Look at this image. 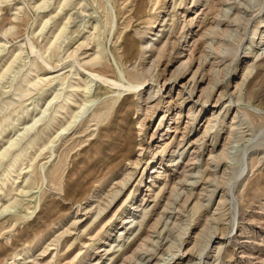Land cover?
Returning <instances> with one entry per match:
<instances>
[{
    "label": "rangeland",
    "instance_id": "1",
    "mask_svg": "<svg viewBox=\"0 0 264 264\" xmlns=\"http://www.w3.org/2000/svg\"><path fill=\"white\" fill-rule=\"evenodd\" d=\"M41 1L5 0V3L4 1L0 3V44L5 45L3 52L0 53V61L1 59H4V61L9 60L16 48L23 47V55L21 54V60L18 61L20 63L16 62L15 65H17H14L16 70L14 67L11 71L12 73L13 70L16 72L13 74L9 72V76L6 75V79H3L4 82L9 80L5 84L1 81L0 126L12 122V118L14 119L17 114L21 116L25 107L31 105L27 106L30 109V114H27L28 118H26V113H23L25 120L15 121L17 124L13 125L14 130H12V127L9 128L8 134L3 132V137H0V152L9 144L10 139L15 138L29 122L28 125H32L34 120L39 118L42 109L46 107L47 102L54 95L50 91L61 87L59 86L61 80L55 79L50 85L43 86L51 89L47 93L44 92L41 95L40 92L43 88L32 87L33 91L25 95V98L24 96L15 97L9 90L11 85L20 80L22 74L26 72L29 61L35 60L41 68L38 74L47 75L46 77H54L64 72L69 74L76 68L81 72V75H84V73L90 74L89 72L92 71L96 76L95 80H100L98 83L103 87L101 91L104 92V96L101 95L100 99L99 96L98 99L91 98L97 100L90 103L80 117L81 119L79 118V122L68 130L62 131L63 133H60L56 141L50 145V142L46 139L50 132L54 135L51 134L49 139H53L61 132L60 130L57 131L60 123L56 124L59 126L56 127L55 125L52 128L53 130L49 131V135L46 134L41 139L45 143L42 144L39 141L42 144L41 147L40 144H37L34 149H29L27 160L25 159L22 167L21 165L18 166L23 170H19L22 172V176L19 175L10 195L5 196L3 194L0 196L1 207H3V204H10L16 197L19 198V205L16 204L10 211L8 210L9 212H4L3 216L0 215V264H68L71 260L75 264H94L101 254L103 258L99 260L98 264H104L109 257L104 255L105 252L99 249V246L105 248L106 245L103 242L107 238H116L118 233L120 234V228L123 226L121 217L127 215L125 212L129 210L132 202L143 203L139 207L140 210L137 215L141 216L143 206H147L152 212L146 217V223L144 222L131 237L135 238L136 234L142 231L141 236L137 238L134 245L127 248L126 242L122 249L115 254L117 259L111 260L108 264H111V262L113 264H142V259L139 258L141 253L142 256L140 257H145L148 253H153L155 248L162 252L163 249L166 250H164L166 252L164 257L170 259L169 264H187L190 254L193 257L191 258L192 264H204V262L205 264H264V0H243V2H241L242 0H74V2L70 0L69 4L74 3V6L77 5V7L72 5L74 8L72 6L71 8L70 5H67L64 8L65 10L58 14L60 17L55 14L56 11H59L56 8L59 6L60 0H52L51 5L45 10L36 8L38 7L36 4ZM79 8L84 9L86 12L79 10ZM39 12H41V15ZM48 12L53 13V16H58V19L55 17L56 20L55 18L53 21L51 20L49 25L47 24L46 28L43 29V32L41 28L43 21L46 17H49ZM68 13L74 14L73 18H75L72 19L73 22L70 24L72 26L69 30L83 24L85 20H88L90 24L86 23V29L82 30L81 35L79 34L80 36L76 37L77 40H73L67 47L70 49L66 54V49L63 50L65 52H61L62 49H55V55L45 60L47 51L44 48H47L45 42H48L46 39L48 40L47 37L51 38L53 36L54 25L57 28V24L60 25L62 21L65 22ZM237 13H242V15L240 14L241 17L236 21ZM16 15L18 17H15ZM190 18H193L192 22H189ZM97 21L99 22V28L94 30ZM233 28L235 31H232ZM211 29H214L216 34L211 33ZM6 30L8 31L5 32ZM226 31H230V33L227 34ZM38 34L40 35L38 36ZM75 34L77 35V33ZM151 38L155 39L156 42L153 49L150 47L153 43L152 40L150 41ZM83 39L85 41L90 40H88L90 42L88 48L96 49L95 44L98 40L102 43L103 58L93 68L87 61L90 57L86 58V56L94 50L89 49L90 52L86 56L82 54V51L87 49V45L82 46L83 48L78 51L77 58L75 56L69 57L63 62L58 61L59 51L61 57H66L77 45L79 46V43L83 42ZM219 39L224 43L226 41V43H218ZM148 42L150 45L146 46ZM209 42L213 43L212 53L207 48ZM204 44H206V47ZM125 48H127L126 52H124ZM190 49L193 51L192 55H190ZM218 49L227 50L223 51V54ZM9 50H12V54ZM207 51L208 53H206ZM44 52L46 53L44 54ZM204 52L206 55H204ZM7 54L10 55L9 58L6 56ZM78 59L82 62L80 63ZM184 60L188 63L186 70L181 74L178 72L177 75L172 77ZM201 60H203V65L199 63ZM4 61L0 62L2 67L5 65L3 64ZM46 61L55 67H49ZM72 63L75 66L74 69L68 66ZM152 63L154 65L152 74H157L158 70L157 82H152L151 78L145 75L146 70ZM226 64L227 66H225ZM1 65L0 68L2 69ZM249 65H253L254 69L251 74L249 73L241 94L238 91L237 83H240L244 74L248 71ZM214 66L215 68H212ZM197 68L196 89L191 100L197 99L201 95L202 88L209 81L218 80L219 85L211 98L204 103V108H199L197 119L193 122L194 120L188 117V110L192 101L190 99L186 100L180 107L181 101L178 94L181 92L182 86L188 84L185 86L184 91L186 95H189L187 89L193 85L190 79H192L191 77ZM96 74H98V78ZM136 74L146 76L145 84L140 91L144 100L142 97V99L140 98V88L134 87L127 90L120 83L114 84L117 81H122V83L128 85L129 81H135L134 76ZM15 76L16 78H14ZM147 77L150 79H147ZM95 83L93 81L94 86ZM152 84L155 88L152 89L153 92H156L159 86L161 92L150 99L151 104L149 106L152 104V106H156L148 111L145 109L148 105L145 102H147L146 97ZM67 90L69 88L64 89L62 94ZM38 92L41 95L40 97ZM109 92L112 93L109 94ZM222 92H225V94L220 98ZM125 96L128 97L126 101L123 100ZM37 98L42 100L38 101L40 103L38 107L40 108L33 110L32 104ZM57 102L54 100V104L48 106L50 111ZM174 103H177V106ZM23 104H25V107ZM167 109H170L168 113H166ZM176 111H179V116H181L177 120L178 113ZM101 114L104 118L102 117L98 122L96 116ZM139 115H142V118L144 116L145 119L147 116L142 130L140 129ZM217 116H219L217 127L206 132V129L214 124V119ZM68 117L69 114L66 118ZM66 118H63L64 122L67 120ZM233 118L235 119L232 120ZM237 120H242L239 127L238 125H231ZM209 121L212 123H209ZM42 125L43 122H39L32 131L35 133L38 129H42L44 126ZM176 125H178L179 131H167V128L172 126L174 129ZM83 126L84 128H82ZM130 127H133L135 132L138 133L135 134L136 142L139 141L136 148L139 147V143H144L145 149H143L142 155L147 154L138 166L131 163L134 162V158H131V161L124 159L123 144L125 141L121 138V135L129 134ZM32 131L29 132V134L31 133L30 136L28 134L29 137L34 134ZM215 132L218 133L219 137L217 136V139L213 140ZM13 135L14 137H12ZM200 136H206L202 150L200 148H198L199 150L189 148L191 145L188 146V144ZM29 137H26L25 141H28ZM180 140L182 141L180 147L185 148L187 146L188 148L184 153L185 158L180 160L182 165H178V168H176L172 165L169 166L167 161L170 159L171 151L178 146ZM25 141L22 140L21 144L11 148L9 156L0 164V174L6 169L11 156L15 154L20 146L25 144ZM166 143H168L166 155L164 157L159 156L158 163L147 166L146 162L153 156L157 146L166 145ZM45 144L48 146L45 147ZM52 148L58 149L55 151L56 153H53L54 156H51ZM228 152H232L229 155L230 158L225 155ZM199 154L201 156L197 161L196 157ZM177 155L178 153H175V157ZM214 156L221 157L219 165L216 164V161H213ZM42 164L44 165L42 167L44 171L41 168ZM154 164L157 168L162 167V179L155 178L153 182L154 176L159 175L152 171ZM183 165L184 167H182ZM130 168H133V171ZM198 170L203 172L202 179L196 173ZM128 172H132L134 175L120 193L119 196L122 199L119 201L117 209L113 210V213L111 212L112 215L115 212L116 214L113 215V218L111 214L109 215L112 221L108 220V226L109 228L113 227L115 230L113 229L114 231L112 230L110 235L105 232L101 235H104L103 239L95 242L88 239L91 234H89L90 236L88 234L82 236L81 241L76 239V236L80 235L88 225L86 223L94 219L93 216L98 211L97 209L110 201L113 191L117 186L122 185L121 183L127 177ZM14 173L17 176L18 173ZM195 176H197L198 182L193 183V177ZM186 177H189V181ZM216 183L219 184L215 189ZM24 185L26 190L24 189L21 192ZM148 187H150V190L147 189ZM206 188L208 190L215 189L212 201L207 207H202L198 211L192 210V205L197 200L205 201L208 199L210 192H205ZM191 190L193 194L189 201L185 203ZM128 194L131 197L127 198L126 195ZM157 194L158 197L156 198ZM1 199H3V202ZM125 199H127L126 202H124ZM156 199L157 204H154ZM131 200L132 202L129 203ZM124 210L126 211L124 212ZM76 220H79V222L76 226H73L72 224ZM216 227L218 230L213 233L205 252L202 255L198 252L197 255V251L200 249V245L198 246L199 240H204L208 233L210 234ZM66 230H70V232H66ZM203 231H206V233L203 234ZM94 232L96 231L94 230ZM181 236L185 239L182 245ZM58 238L61 241L59 243ZM82 241L86 242H83L86 247H82L81 250L80 246L83 243L80 242ZM143 243H146L143 250H148L147 252L139 250L140 244ZM160 244L163 245L160 246ZM193 247H195L194 251L192 250ZM125 248L128 253L123 255L122 251ZM44 249H47V252H44ZM219 249L220 252H218ZM115 250H118V248ZM174 252L177 253L172 259V256L169 255ZM17 253H19L18 256ZM87 253L92 255L88 257L86 256ZM182 253H184L183 256L180 255ZM179 255L180 257H178ZM161 264H168V261L161 262Z\"/></svg>",
    "mask_w": 264,
    "mask_h": 264
},
{
    "label": "bare ground",
    "instance_id": "2",
    "mask_svg": "<svg viewBox=\"0 0 264 264\" xmlns=\"http://www.w3.org/2000/svg\"><path fill=\"white\" fill-rule=\"evenodd\" d=\"M4 1V3H5V0H0V3L1 2H3ZM10 1V0H9ZM41 1V0H40ZM55 1V0H54ZM70 0H60V3H59V6L56 8L57 10H59L57 13L55 12V14L56 15H58L61 11H63V10H65L64 8H66V6L67 5H70L69 2ZM173 1H176V0H173ZM182 1V0H181ZM240 1V0H239ZM51 2H53L52 0H42L40 3H37L36 5L38 6V7H36V8H38V9H44L45 10V8H48L50 5H51ZM59 2V1H58ZM72 2H74V0L72 1ZM241 2H243V0L241 1ZM240 2V3H241ZM246 2V1H245ZM256 2V1H255ZM181 3V2H180ZM237 3V2H236ZM72 4V3H71ZM79 4H80V2H79ZM85 4V3H84ZM178 4V3H177ZM248 4V3H247ZM73 6H74V3L72 4ZM72 5H70V7L72 6ZM242 5H243V3H242ZM72 6V7H73ZM236 6V5H235ZM35 7V6H34ZM69 7V6H68ZM67 7V8H68ZM71 7V8H72ZM74 7H77V5H75ZM73 7V8H74ZM82 7V6H81ZM174 7H175V2H174ZM230 7V6H229ZM241 7V6H240ZM19 8V7H18ZM83 8V7H82ZM221 8H223V7H221ZM37 9V10H38ZM75 9H77V8H75ZM36 10V11H37ZM79 10H82V9H80L79 8ZM84 10V9H83ZM82 10V11H83ZM226 10H228V9H226ZM237 10V9H236ZM244 10V9H243ZM242 10V11H243ZM50 11V10H49ZM77 11V10H76ZM85 11V10H84ZM225 11V10H224ZM241 11V12H242ZM53 12V11H52ZM86 12V11H85ZM88 12V11H87ZM239 12V11H238ZM37 13H38V11H37ZM40 13V15H41V12H39ZM49 13V12H48ZM47 13V14H48ZM67 13V12H66ZM76 13V12H75ZM244 13H245V11H244ZM65 14V13H64ZM69 15L67 16V18L65 19V22H63L62 21V24H60V25H58L57 24V28H56V25H54L55 26V29L52 31V33H53V36L50 38V37H47V38H49L48 40L46 39V41H48L47 43L45 42V44H47V48H44V49H46V51H47V53L46 52H44V54H45V60L48 58V57H51V56H53V55H55V49H62L61 50V52L63 51V50H65L66 49V52L65 51H63V52H65V54L69 51V49L70 48H67L71 43H72V41L73 40H75L76 39V37H78V35L80 34L81 35V31L82 30H84V29H86V23H89V21L87 20H85L84 22H83V24H80V25H78L77 27H75V28H73V29H71V30H69V28H70V26H72V25H70V24H72V22H73V20L75 19V18H73V16H74V14L72 15V13H68ZM228 14V13H227ZM227 14H225V15H227ZM242 15V13H237L236 15H237V17L235 18V20L237 21V19L239 18V17H241V15ZM38 15V14H37ZM56 15H54L53 16V13H49V17H46V19L43 21V25H42V28H41V25H40V28L42 29V31H43V29L44 28H46V26H47V24L49 25V22L52 20L53 21V19L56 17ZM62 15H63V13H62ZM94 15V14H93ZM229 15V14H228ZM45 16V15H44ZM59 17H60V15H58ZM57 16V17H58ZM15 17H18L17 15L15 16ZM56 17V18H57ZM77 17V16H76ZM233 17V16H232ZM232 17H230V18H232ZM41 18V17H40ZM56 18H55V20H56ZM109 18V17H108ZM42 19V18H41ZM58 19V18H57ZM61 19V18H60ZM64 19V18H63ZM73 19V20H72ZM88 19V18H87ZM115 19V18H114ZM241 19V18H240ZM109 20V19H108ZM170 20V19H169ZM218 20V19H217ZM41 21V20H40ZM96 21V20H95ZM175 21V20H174ZM193 21V18H190L189 19V22H192ZM232 21H234V19L232 18ZM42 22V21H41ZM59 22V21H58ZM112 22V21H111ZM216 22V21H215ZM217 22H219V21H217ZM221 22V21H220ZM53 23V22H52ZM96 23V22H95ZM156 23V22H155ZM78 24V23H77ZM90 24V23H89ZM191 24V23H190ZM212 24H214V23H212ZM212 24H210V25H212ZM216 24V23H215ZM229 24V23H228ZM230 24H232V23H230ZM88 25V24H87ZM159 25H161V24H159ZM158 25V26H159ZM165 25V24H164ZM232 25H234V24H232ZM11 26H12V24H11ZM216 26V25H215ZM229 26V25H228ZM53 27V26H52ZM231 27V26H230ZM8 28V27H7ZM99 28V22L97 21V23L95 24V29L94 30H97ZM92 29V30H93ZM223 29V28H222ZM228 29H229V27H228ZM227 29V30H228ZM232 29V28H231ZM234 29V28H233ZM8 30H10V29H8ZM8 30H6L5 32H7ZM93 30V31H94ZM219 30H221V29H219ZM226 30V29H225ZM38 31H39V29H38ZM41 31V30H40ZM50 31V30H49ZM67 31H69V32H67ZM223 31H224V29H223ZM232 31H235V29L234 30H232ZM44 32V31H43ZM160 32V31H159ZM211 33H213V34H216V32H215V30L214 29H211V31H210ZM227 32V34L228 33H230V31H226ZM40 33V32H39ZM47 33V32H46ZM49 33H51V32H49ZM69 33V34H68ZM75 33H77V35L75 34ZM94 33V32H93ZM235 33V32H234ZM76 36H75V35ZM104 34V33H103ZM102 34V35H103ZM185 34H187V33H185ZM184 34V35H185ZM206 34V33H205ZM223 34V33H222ZM222 34H221V36H222ZM226 34V35H227ZM40 34H38V36H39ZM42 35V34H41ZM50 35V34H49ZM79 35V36H80ZM91 35V34H90ZM95 35H97V34H95ZM225 35V36H226ZM257 35V34H256ZM157 36V35H156ZM206 36V35H205ZM224 36V37H225ZM230 36V35H229ZM232 36V35H231ZM230 36V37H231ZM234 36V35H233ZM102 37V36H101ZM152 37V36H151ZM45 38V37H44ZM96 38V37H95ZM221 38V37H220ZM62 39V41H60ZM80 39V38H79ZM85 39V38H84ZM83 39V42L80 44L79 43V46L77 45L76 47H75V49H73L72 47V51L70 52V53H68V55L66 56V57H61L60 55H61V52L59 51V54H58V56L60 57H58L57 59H59L58 61H60V62H63L65 59H67V58H69V57H75L76 56V58H77V56L79 55L78 54V51L81 49V48H83L82 46H85V45H87V49L85 50V51H82V54H85V56L88 54V52H90L89 51V49H93V48H88V46L90 45V40L89 39H87V41H85ZM97 39H98V37H97ZM97 39H96V41H97ZM253 39V38H252ZM77 40V39H76ZM89 40V41H88ZM152 40V44H151V49H153L154 47H155V45H156V42H155V39H150V41ZM208 40V39H207ZM224 40H226V39H224ZM92 41V40H91ZM144 41V40H143ZM210 41V40H209ZM219 42L218 43H220L221 44V42L222 43H224V41H222V40H218ZM3 42V41H2ZM76 42V41H75ZM171 42V41H170ZM192 42V41H191ZM207 42V41H206ZM205 42V43H206ZM255 42V41H254ZM147 43V42H146ZM208 43V42H207ZM217 43V44H218ZM225 43H226V41H225ZM224 43V44H225ZM5 44V43H4ZM133 44V43H132ZM158 44V43H157ZM216 44V43H215ZM150 45V43L148 42V44L146 45V46H149ZM194 45V44H193ZM206 44H204V46H205ZM219 45V44H218ZM4 46L5 45H3V44H0V53H2L3 52V49H4ZM94 46V45H93ZM92 46V47H93ZM95 46H96V49H93L94 51L91 53V54H88V56H86V58H88V57H90V59H88L87 61L90 63V66L93 68L94 66H95V64L100 60V59H102L103 58V55H104V51H103V48H102V43L100 42V40H98L97 41V43L95 44ZM94 46V47H95ZM45 47V46H44ZM91 47V46H90ZM157 47V46H156ZM170 47V46H169ZM206 47V46H205ZM218 47V46H217ZM220 47V46H219ZM218 47V48H219ZM225 47V46H224ZM40 48V47H39ZM207 48H208V51L210 52V53H212V51L211 50H213V43L212 42H209V44L207 45ZM215 48V47H214ZM220 48H222V47H220ZM253 49V48H252ZM83 50V49H82ZM191 50V49H190ZM219 50H221V49H218V51ZM227 49H223V50H221V52L223 53V51L225 52ZM127 51V48H125L124 49V52H126ZM160 51V50H159ZM208 51L206 52V53H208ZM9 52L11 53L12 52V50L10 51L9 50ZM150 52V51H149ZM155 52V51H154ZM153 52V53H154ZM168 52H169V48H168ZM217 52V51H216ZM251 52V51H250ZM9 53V54H10ZM14 54H12V57L8 60H5L4 61V59L2 60L1 59V61H4L5 63H3V64H5L4 65V67H2V65H1V67H2V69H1V71H0V85L2 86V82L1 81H3L4 82V78L6 77V75L7 76H9L8 75V73L9 72H11L12 71V69H14V67L17 65H15V63L16 62H18L19 61V59L21 60V54L23 55V47L22 46H19L18 48H16V50H15V52H13ZM81 53V52H80ZM192 53H193V51L191 50L190 51V55H192ZM205 53V52H204ZM206 53L204 54V55H206ZM9 54H7L6 56L8 57V56H10ZM224 54V53H223ZM263 54V53H262ZM81 55V54H80ZM156 55V54H155ZM202 55H203V53H202ZM210 55V54H209ZM237 55V54H236ZM5 56V57H6ZM63 56H64V54H63ZM128 56H130V55H128ZM216 56V55H215ZM220 56V55H219ZM4 57V58H5ZM38 57V56H37ZM40 57V56H39ZM152 57V56H151ZM154 57V56H153ZM157 57V56H156ZM201 57V56H200ZM206 57V56H205ZM2 58V57H1ZM9 58V57H8ZM23 58V57H22ZM35 58V57H34ZM51 59V58H50ZM53 59V58H52ZM56 59V58H55ZM80 59V58H79ZM78 59V60H79ZM153 59V58H152ZM156 59V58H155ZM208 59V58H207ZM218 59V58H217ZM30 60V59H29ZM43 60V59H42ZM83 60V59H82ZM86 60V59H85ZM130 60V59H129ZM151 60V59H150ZM193 60V59H192ZM215 60H216V58H215ZM0 61V62H1ZM57 61V60H56ZM57 61V62H58ZM80 61V63L82 62L81 60H79ZM205 61V60H204ZM234 61V60H233ZM30 63H29V66H28V68H27V70H26V72L25 73H23L22 74V76H21V79L20 80H18V81H16V83L15 84H10L11 85V89L9 90V92H11L13 95H15V97L16 96H18L19 98L20 97H22V96H24V98H25V95H28L31 91H33L32 89V87H35V88H37L38 89V87H41V88H43L42 89V92H40L41 93V95L44 93V92H49L51 89L50 88H44L43 86H46V85H50V83L52 82V81H54L55 79H59V80H61L60 81V85L59 86H61L60 88L58 87V85H57V87L58 88H55V89H52V90H54V91H50V92H52V93H54V95H53V97H51V99H50V101L49 102H47V104H46V107H44L43 109H42V112H41V115L39 116V114H38V116H39V118H37V119H35L34 120V122H33V124L32 125H28L27 123V125L25 126V128L22 130V131H19V134H15L16 135V137L15 138H11L10 139V142H9V144L0 152V164H1V162L5 159V158H7L8 156H9V154H10V150H11V148H13V147H15L16 145H19V144H21V142H22V140H24L25 141V138L26 137H29L30 136V134H29V132H31L35 127H36V125L39 123V122H43V127H42V129H38L31 137H29V140L26 142L25 141V144L24 145H22V146H20L19 148H18V150L15 152V154L13 155V156H11V158L9 159V163H8V165H6L7 167H6V169H4V171L0 174V196L1 195H5V196H8V195H10V193H11V190H13V185H14V183L17 181V179H18V177H19V175H21L22 174V172H20L19 170H22V168H18V166L19 165H21V167H22V165L24 164L23 162L25 161V159L27 158V155H28V151H29V149H34L35 148V146H37V144H40L42 141H41V139H43V136H46V134L47 135H49L48 133H49V131L56 125V124H59L60 123V127L59 128H57V131L58 130H60L61 132H59L53 139H49V136L51 135V134H53L52 132H50V135L49 136H47L46 137V139H48V141L50 142L49 144L50 145H52L51 143H53V142H55L56 141V138L60 135V133H63L64 132V130H68L70 127H72V126H75L78 122H79V118L83 115V113L85 112V110H86V108L90 105V103L91 102H93L94 100L96 101L98 98V96H99V99L102 97V96H104L103 94H104V92H102L101 90H102V85L101 84H99L98 83V81H100V80H95L96 79V76L94 75V73H92V71H90L89 73L90 74H85L84 73V75H81V72L76 68V69H74V64L72 63V64H70V65H68V66H71V69L73 68L74 69V71H72V72H69V74H65L66 72H64L63 74H60V75H57V76H54V77H52V76H49V77H46L47 75H40V74H38L39 73V71H40V66L38 65V63L34 60H31V61H29ZM102 62V61H101ZM128 62V61H127ZM158 62V61H157ZM221 62H222V60H221ZM20 62H18V64H19ZM46 63H47V65L49 66V67H55L54 65H52V64H50L49 62H47L46 61ZM154 63V62H153ZM153 63L150 65V67L146 70V74L145 75H147V76H149L150 78H151V80H152V82H157V80H158V70H157V74L155 73H153L152 74V69H153ZM200 65H203V60H201L200 62ZM76 64V63H75ZM125 64V63H124ZM15 65V66H14ZM86 65V64H85ZM208 65H210V64H208ZM230 65V64H229ZM18 66H20V65H18ZM123 66V65H122ZM187 66H188V63L184 60L181 64H180V66L175 70V72L173 73V75H172V77H174L175 75H177L178 74V72H180V74L181 73H183L185 70H186V68H187ZM225 66H227V64L225 65ZM21 67V66H20ZM77 67V66H76ZM159 67V66H158ZM211 68V67H210ZM212 68H215V66L214 67H212ZM156 69V68H155ZM158 69V68H157ZM253 69H254V66L253 65H249L248 66V71L244 74V76H243V78L241 79V81H240V83H237V87H238V91L239 92H241V94H242V91H243V86L245 85V82L247 81V77L249 76V73L251 74V72L253 71ZM15 70H16V67H15ZM15 70H13V73L14 72H16ZM45 70V69H44ZM64 70V69H63ZM204 70V69H203ZM214 70V69H213ZM231 70V69H230ZM61 71V70H60ZM216 71V70H215ZM227 71V70H226ZM51 72V71H50ZM197 72H198V68H197V70L195 71V73L193 74V76L191 77L192 79H190V80H192V82H193V85L192 86H190L187 90L189 91V95H186L185 94V86L186 85H188V84H185L184 86H182V90H181V92H179V99H180V101H181V103H180V107H182V104H184V102L186 101V100H191V98L193 97V93H194V91H195V89H196V83H197V80H195V77L197 76ZM211 72V71H210ZM12 73V72H11ZM12 73V74H13ZM47 73V72H46ZM56 73V72H55ZM68 73V72H67ZM218 73V72H217ZM47 74H49V73H47ZM214 74V73H213ZM229 74V73H228ZM71 75V76H70ZM91 75V76H90ZM97 75V78H98V74H96ZM144 74L142 75V74H136L135 76H134V78H135V81L134 82H130L129 81V83H128V85H126V84H124V83H122V81H117V82H113L114 84H118V83H120V85H122L123 87L125 86V88H127V90H130V89H133L134 87H137V88H140L139 89V92L141 91V89H142V86L145 84V76ZM94 76V77H93ZM124 76V75H123ZM11 77V76H10ZM69 77V79L67 80V78ZM149 77H147V79L149 78ZM212 77V76H211ZM8 78V77H7ZM14 78H16V76L14 77ZM149 78V79H150ZM215 78V77H214ZM6 79V78H5ZM11 79V78H10ZM9 80V79H8ZM8 80H6V81H8ZM103 80V79H102ZM127 80V79H126ZM221 80V79H220ZM5 81V82H6ZM93 81H95L96 83H95V86H94V84H93ZM224 81V80H223ZM5 82H4V84H5ZM103 82V81H102ZM9 83V82H8ZM14 83V82H13ZM109 84H110V81H109ZM7 85V84H6ZM10 85H9V87H10ZM104 85V84H103ZM159 85V84H158ZM191 85V84H190ZM218 85H219V81L218 80H212V81H209L208 83H207V85L205 86V87H203L202 88V93H201V95L197 98V99H192L191 101V105H190V108H189V110H188V117L189 118H191V119H193L194 121L193 122H195V120L197 119V113H198V111H199V108L201 107H203L204 106V103L205 102H207L210 98H211V96H212V94H213V92H215V90H216V88L218 87ZM0 86V87H1ZM93 86H94V88H93ZM6 87V86H5ZM4 87V88H5ZM8 87V88H9ZM120 87V86H119ZM122 87V88H123ZM160 87V86H159ZM159 87H158V89L156 90V92L154 91L153 92V90L152 89H155V88H153V84L151 85V87H150V89L148 90V88H147V90L149 91V93L147 94V97H146V100H147V102H145V103H147L145 106H146V110H151V109H154L153 107H155V106H149V104H151V101H150V99L151 98H153V97H156L155 95H157L158 93H160L161 92V89H159ZM7 88V87H6ZM35 88H34V90H35ZM52 88V87H51ZM66 88H69V90H67L64 94H62V91L64 90V89H66ZM3 89V88H2ZM225 89V88H224ZM105 90V89H104ZM103 90V91H104ZM108 90V89H107ZM146 90V91H147ZM41 91V90H40ZM113 91H115V90H113ZM118 91V90H117ZM124 91V90H123ZM137 91V90H136ZM6 92V91H5ZM2 93V92H1ZM10 93V94H11ZM40 93L38 92V96L40 97L41 95H40ZM107 92L105 91V94H106ZM110 93H112V92H109V94ZM115 93V92H114ZM3 94H4V92H3ZM34 94V93H33ZM36 94V93H35ZM49 94V93H48ZM225 94V92H222V94H221V96H220V98L221 97H223V95ZM1 95V94H0ZM9 95V94H8ZM102 95V96H101ZM5 96V95H4ZM50 96V95H49ZM101 96V97H100ZM13 97V96H12ZM15 97H14V99H15ZM31 98H32V96H30ZM33 97H35V96H33ZM44 97V96H43ZM139 97V96H138ZM142 97V95H141V92H140V98ZM230 97V96H229ZM6 98V97H5ZM10 98V97H9ZM30 98V99H31ZM45 98V97H44ZM43 98V99H44ZM91 98H97V99H91ZM128 97L127 96H125L124 98H123V100H125L126 101V99H127ZM143 98V97H142ZM141 98V99H142ZM4 99V98H3ZM2 99V100H3ZM23 99V98H22ZM36 99V98H35ZM42 99V98H41ZM173 99V98H172ZM236 99V98H235ZM9 100V99H8ZM21 100V99H20ZM20 100H19V102H20ZM25 100V99H24ZM24 100H23V102H24ZM28 100V99H27ZM54 100H56V101H58L57 102V104H55V106L52 108V111H50V108H48V106L49 105H53L54 104ZM122 100V101H123ZM143 100H144V98H143ZM6 101V100H5ZM40 101H42V100H39L38 98H37V100L36 101H34L33 102V110H38L40 107H38V106H40V103L39 102ZM104 101V100H103ZM124 101V102H125ZM3 102V101H2ZM8 102V101H7ZM17 102H18V100H17ZM22 102V103H23ZM170 102V101H169ZM5 104H7L6 102H4ZM10 103V102H9ZM21 103V102H20ZM96 103V102H95ZM159 103V102H158ZM163 103V102H162ZM178 103V102H177ZM177 103L175 104V106H177ZM12 104H13V102H12ZM30 104V103H29ZM122 104V103H121ZM155 104V103H154ZM170 104V103H169ZM1 105V104H0ZM4 105V104H3ZM21 105V104H20ZM24 105V107H25V104H23ZM22 105V106H23ZM27 105V104H26ZM141 105V104H140ZM140 105H139V107H140ZM159 105V104H158ZM7 106V105H6ZM12 106V105H11ZM14 106V105H13ZM27 106H31V105H27ZM25 107V109L22 111V115L20 116L19 114H17V116L13 119L12 118V122L14 121H18V120H21V119H24L25 118V115L23 114V113H26V116H27V114H30L29 112H30V109L28 108V107ZM1 107V106H0ZM3 107V106H2ZM10 107V106H9ZM16 107V106H15ZM139 107H137V108H139ZM31 108V107H30ZM204 108V107H203ZM3 109V108H2ZM1 109V110H2ZM6 109V108H5ZM8 109V108H7ZM15 109V108H14ZM18 109V108H17ZM11 110H13V109H11ZM118 110V109H117ZM124 110V109H123ZM3 111H4V109H3ZM7 111V110H6ZM15 111V110H14ZM17 111V110H16ZM32 111V110H31ZM49 111H50V114H49ZM126 111V110H125ZM170 111V109H167L166 110V113H168ZM38 112V111H37ZM40 112V111H39ZM177 113H178V117L176 118V120L178 119V118H180L181 116H179V111H176ZM5 113V112H4ZM10 113V112H9ZM17 113H18V111H17ZM35 113V112H34ZM146 113H148V112H146ZM165 113V112H164ZM1 114V113H0ZM8 114V113H7ZM7 114H5V116H7ZM11 114V113H10ZM67 114H69V117L68 118H66L67 117ZM145 114V113H144ZM48 115V116H47ZM219 115V114H218ZM13 116H14V114H13ZM47 116V117H46ZM115 116H116V114H115ZM119 116H120V114H119ZM126 116H127V114H126ZM222 116H223V114H222ZM238 116H239V114H238ZM1 117V116H0ZM2 117H3V113H2ZM29 116H27L26 118H28ZM97 118V120H98V122H100V120H101V118L103 117V115L101 114V115H98V116H96ZM6 118V117H5ZM63 118H66L67 120L64 122L63 121ZM104 118V117H103ZM118 118V117H117ZM164 118V117H163ZM34 119V118H33ZM81 119V118H80ZM138 119H140L139 121H140V125H141V130L144 128L143 126L145 125V121H146V119H147V116H146V119H145V117L143 116V118H142V115H139L138 116ZM235 118H233L232 120H234ZM237 119V118H236ZM6 120V119H5ZM5 120H3V121H5ZM25 120V119H24ZM24 120H23V122H24ZM114 121H115V119H113ZM0 121H1V118H0ZM22 121V120H21ZM138 121V122H139ZM8 122L6 125H4V126H0V137H3L2 136V134H4L5 132H7V134H8V132H9V128H11L12 127V130H14L13 129V125H16L17 124V122ZM178 122V121H177ZM176 122V123H177ZM188 122V121H187ZM218 122H219V116H217L215 119H214V124H212V125H210V127H208L207 129H206V132H209L210 130H212V129H214L215 127H217V124H218ZM242 122V120H237V121H234L231 125H238V127L242 124L241 123ZM19 123V122H18ZM137 123V122H136ZM209 123H212L211 121H209ZM21 124H23V123H21ZM19 125H20V123H19ZM122 125V124H121ZM161 125V124H160ZM187 125H188V123H187ZM41 126V125H40ZM39 126V127H40ZM59 125H56V127H58ZM186 126V125H185ZM189 126V125H188ZM191 126V125H190ZM194 127V126H193ZM82 128H84V126L82 127ZM118 128V127H117ZM121 128V127H120ZM125 128V127H124ZM123 128V129H124ZM220 128V127H219ZM243 128V127H242ZM16 129H18L17 127H16ZM56 129V128H55ZM102 129V128H101ZM126 129V128H125ZM157 129V128H156ZM179 129V127H178V125H176L175 126V128L173 129L172 128V126H170L169 128H167V131L168 132H171V130L173 131H177ZM185 129H187V128H185ZM191 129V128H190ZM8 130V131H7ZM11 130V131H12ZM53 130V129H52ZM81 130H83V129H81ZM100 130V129H99ZM117 130V129H116ZM120 130V129H119ZM238 130V129H237ZM63 131V132H62ZM113 131V130H112ZM121 131V130H120ZM127 131V130H126ZM179 131V130H178ZM187 131V130H186ZM4 132V133H3ZM16 132V131H15ZM17 132H18V130H17ZM54 132V131H53ZM75 132V131H74ZM80 132V131H79ZM128 132H129V134H122L121 135V138L122 139H124V141H125V143L123 144V150L125 151V155H124V159H126L127 161L129 160V161H131V158H134V162L132 161L131 163H133V164H135L134 166H138L140 163H141V161H142V159L143 158H145V155H147V154H145L144 156L142 155V153H143V149H145V147H144V143H139V147L138 148H136V146L138 145L137 143L139 142H136V140H135V134H138V133H136L135 132V129L133 128V127H130L129 128V130H128ZM188 132V131H187ZM218 132H219V130H218ZM237 132V131H236ZM72 133H73V131H72ZM189 133V132H188ZM28 134H29V136H28ZM220 134V133H219ZM234 134V133H233ZM54 135V134H53ZM52 135V136H53ZM70 135V134H69ZM186 135V134H185ZM189 135V134H188ZM68 136V135H67ZM183 136V135H182ZM199 136V135H198ZM217 136H218V133L217 132H215L214 134H213V140L216 138L217 139ZM12 137H14V135L12 136ZM205 137L206 136H200V137H196L197 139L196 140H194V141H191L189 144H188V146L189 145H191L189 148H197V150H199L198 148H200V150H202V147H203V144L205 143ZM219 137V136H218ZM233 137H234V135H233ZM236 137V136H235ZM182 138V137H181ZM187 138V137H186ZM231 138V137H230ZM77 139V138H76ZM81 139V138H80ZM113 139H115V138H113ZM183 139H185V138H183ZM182 139V140H183ZM45 140V139H44ZM78 140V139H77ZM76 140V141H77ZM193 140V139H192ZM1 141V140H0ZM7 141V140H6ZM39 141H41L40 143H39ZM68 141V140H67ZM66 141V142H67ZM81 141V140H80ZM143 141V140H142ZM176 141V140H175ZM186 141V140H185ZM62 142H63V140H62ZM74 142V141H73ZM178 142V141H177ZM181 140H180V143L178 144V146L177 147H175L172 151H171V154H170V159L167 161L168 163H169V166L170 165H172V166H174V167H176V168H178V165H182V164H180V160H181V158H185V155H184V153L186 152V149L188 148L187 146L185 147V148H182V147H180V145H181ZM184 142V141H183ZM1 143V142H0ZM45 142H42V144H44ZM114 143V142H113ZM42 144H40V147L42 146ZM72 144V143H71ZM110 145V144H109ZM153 145V144H152ZM45 147H47L48 145L47 144H45L44 145ZM43 146V147H44ZM62 146V145H61ZM44 147V148H45ZM57 147V146H56ZM119 147V146H118ZM167 147H168V143H166V145H159V146H157V148H156V150L154 151V153H153V156H151L149 159H148V161L146 162V165L148 166V165H150L151 166V164H153V163H158V161H159V156H162V157H164L165 155H166V150H167ZM226 147V146H225ZM37 148V147H36ZM109 148V147H108ZM1 149V148H0ZM38 149H39V147H38ZM41 149H43V148H41ZM53 149V148H52ZM52 149H50V150H52ZM152 149V148H151ZM47 150V149H46ZM58 150V149H57ZM57 150H55V149H53L52 150V154H51V156L53 155V153L55 152V151H57ZM148 150V149H147ZM204 150V149H203ZM35 151H37V150H35ZM67 151V150H66ZM107 151V150H106ZM42 152V151H41ZM65 152V151H64ZM116 152V151H115ZM139 152V153H138ZM180 152V153H179ZM30 153V152H29ZM38 153V152H37ZM56 153V152H55ZM67 153V152H66ZM138 153V154H137ZM152 153V152H151ZM175 153H178V155H177V157H175ZM202 153V152H201ZM35 154H36V152H35ZM109 154V153H108ZM168 154V153H167ZM232 154V152H228V153H226L225 155L227 156V157H229V155H231ZM34 155V154H33ZM39 155H40V153H39ZM60 155V154H59ZM184 155V156H183ZM189 155V154H188ZM194 155H195V153H194ZM197 155V154H196ZM212 155V154H211ZM234 155V154H233ZM34 156H37V155H34ZM54 156V155H53ZM141 156H143V157H141ZM189 156H192V155H189ZM200 156H201V154H199L197 157H196V159H197V161L200 159ZM55 158H56V156H55ZM61 158V157H60ZM202 158V157H201ZM224 158V157H223ZM230 158V157H229ZM65 159V158H64ZM220 159H221V157L220 156H214V158H213V161H216V164L217 165H219V162H220ZM27 160V159H26ZM56 160V159H55ZM114 160H116V159H114ZM145 160H147V159H145ZM28 162V161H27ZM40 162V161H39ZM144 162V161H143ZM183 162H184V160H183ZM43 163V162H42ZM166 163V162H165ZM7 164V163H6ZM37 164V163H36ZM193 164V163H192ZM145 165V166H146ZM156 164H154L153 165V167H152V171H153V173H155V174H159V175H156V176H154V179H152V181L154 182L155 181V178L157 179V178H161V176H162V174H161V172H162V167H156L155 166ZM185 165V164H184ZM184 165L182 166V167H184ZM210 165V164H209ZM216 165V166H217ZM231 165V164H230ZM28 166V165H27ZM131 166V165H130ZM133 166V167H134ZM146 166V167H147ZM30 167H31V165H30ZM42 167H44V165L42 164V166H41V168ZM47 167V166H46ZM129 167V166H128ZM173 167V168H174ZM187 167H188V165H187ZM198 167H200V166H198ZM26 168V167H25ZM24 168V169H25ZM29 168V167H28ZM51 168V167H50ZM122 168V167H121ZM156 168V169H155ZM2 169H3V167H2ZM31 169V168H30ZM43 169V168H42ZM131 169V168H130ZM151 169V168H150ZM132 171H133V168L131 169ZM177 170V169H176ZM23 171V170H22ZM43 171H44V169H43ZM129 171V170H128ZM193 171V170H192ZM215 171V170H214ZM14 172H17L18 174H17V176L15 175V173ZM62 172V171H61ZM121 172V171H120ZM44 173V172H43ZM197 174H199V177L202 179L203 178V172H201L200 170H198L197 172H196ZM195 173V174H196ZM215 173V172H214ZM161 174V175H160ZM117 175V174H116ZM134 174L132 173V172H128V175H127V177H125L124 179H123V182L121 183L122 185V187L121 186H117L116 187V189L113 191V194H112V196H111V199H110V201H108V203L106 204V205H103V207L101 206V208H98L97 210L98 211H96V214L93 216L94 217V219L91 221V219H90V221L91 222H87L86 224H88L87 226H86V228L82 231V233L80 234V235H77L76 236V239H78V240H80L81 241V237L82 236H85V234L87 235L88 234V236H90L89 234H91V237L90 238H88V239H90V240H92L93 242H95L96 240H101V239H103V236H101L102 234H104L105 232L108 234V235H110L111 234V232H112V230L114 229L113 227H110L109 228V226H108V220H111L112 218H113V215H115L116 214V212H115V214H111V212L114 210H116L117 209V205H118V203H119V201L122 199V197L121 196H119L120 195V193L122 192V190L126 187V185L128 184V182L131 180V177L133 176ZM229 175V174H228ZM22 176V175H21ZM153 178V177H152ZM166 178V177H165ZM187 178V180H188V178L189 177H186ZM24 179V178H23ZM25 179H27V178H25ZM39 179V178H38ZM162 179V178H161ZM191 179V178H190ZM194 179V180H193ZM193 183H196V182H198V180H197V176H195V177H193ZM214 179V178H213ZM229 179V178H228ZM41 180V179H40ZM143 180H144V178H143ZM26 181V180H25ZM140 181V180H139ZM165 181V180H164ZM189 181V180H188ZM204 181V180H203ZM120 183V182H119ZM191 183V182H190ZM118 184V183H117ZM218 184L219 183H216V185H215V189L218 187ZM57 185V184H56ZM178 185V184H177ZM189 185V184H188ZM187 185V186H188ZM203 185V184H202ZM104 187V186H103ZM160 187V186H159ZM182 187V186H181ZM21 188V187H20ZM101 188V187H100ZM115 188V187H114ZM207 188H209V187H207ZM205 189V192L206 191H208V192H210V195L208 196V199L207 200H205V201H200V200H197L196 202H195V204L194 205H192L193 207L191 208L192 210H199L200 208H202V207H207V205L212 201V198H213V195L215 194V189L214 190H208V189ZM26 190V187H25V185H24V187L21 189V192L23 191V190ZM147 189H149L150 190V187H148ZM182 189V188H181ZM187 189V188H186ZM104 190V189H103ZM160 190V189H159ZM194 190V189H193ZM101 191V190H100ZM173 192V191H172ZM19 193V192H18ZM17 193V194H18ZM26 193H28V192H26ZM156 193V192H155ZM16 194V195H17ZM25 194V193H24ZM32 194V193H31ZM180 194V193H179ZM193 194V192H192V190H191V192L190 193H188V195H187V198H186V200H185V203H187L188 201H189V199H190V197H191V195ZM94 195V194H93ZM92 195V196H93ZM163 195V194H162ZM18 196V195H17ZM20 196V195H19ZM128 196V197H127ZM129 196L131 197V195H126V197L127 198H129ZM136 196V195H135ZM153 196V195H152ZM151 196V197H152ZM3 197V196H2ZM94 197V196H93ZM108 197V196H107ZM120 197V198H119ZM158 197V194H157V196H156V198ZM162 197V196H161ZM202 197V196H201ZM205 198V197H204ZM39 199V198H38ZM117 199V200H116ZM134 199V198H133ZM2 200V202H3V199H1ZM7 200V199H6ZM104 200V199H103ZM102 200V201H103ZM116 200V201H115ZM101 201V202H102ZM127 201V199H125L124 200V202H126ZM143 201H144V198H143ZM142 201V202H143ZM5 202V201H4ZM37 202V201H36ZM40 202V201H39ZM99 202V201H98ZM107 202V201H106ZM123 202V201H122ZM121 202V203H122ZM123 202V203H124ZM130 202H132V200L131 201H129V203ZM153 202V201H152ZM156 203H154V204H157V199H156V201H155ZM19 203V198L18 197H16L15 199H13V201L10 203V204H7V205H5V204H1L3 207H1L0 206V215H2V214H4V212L6 213V211H10V209L12 208V207H14V206H16V204H18ZM22 203V202H21ZM122 203V204H123ZM141 203V202H140ZM172 203V202H171ZM23 204V203H22ZM113 204V206H111ZM122 204H120V205H122ZM125 204V203H124ZM143 204V203H142ZM142 204H139V202H132L131 203V206H130V208H129V210L128 211H126V210H124V212L127 214L126 216H122L121 217V219H122V228H120V234L118 233V235L116 236V238H107L103 243H104V245H106V247L104 248V246H102L101 248H100V246H99V249H101L102 251H104L105 253H104V255H108V259L104 262V264H108L111 260H116L117 258L115 257V254L119 251V250H121L122 249V247L125 245V243L127 242V248H131V246L132 245H134V243H135V241L137 240V238L139 237V236H141V234H142V231L141 232H139V233H137L136 234V237L135 238H131L136 232H137V230H138V228L140 227V226H142L143 225V223L145 222V219H146V217L150 214V212H152L150 209H148V207L147 206H143V208L141 209V216H139V215H137V213H138V211L140 210L139 209V207L142 205ZM19 205V204H18ZM130 205V204H129ZM153 205V204H152ZM168 205V204H167ZM166 205V206H167ZM23 206H24V204H23ZM91 206V205H90ZM110 206H111V208H110ZM87 207V206H86ZM116 207V208H115ZM121 207V206H120ZM119 207V208H120ZM169 207V206H168ZM2 209V210H1ZM84 209V208H83ZM93 209V208H92ZM191 209H190V211H191ZM14 210H15V208H14ZM17 210V209H16ZM24 210V209H23ZM122 210V209H121ZM8 211V212H9ZM18 211H20V210H18ZM22 212V211H21ZM24 212V211H23ZM87 212V211H86ZM123 212V211H122ZM123 212V213H124ZM113 213V212H112ZM121 213V212H120ZM189 213V212H188ZM92 214V213H91ZM112 215V218H111V216L109 217V215ZM11 215V214H10ZM25 215V214H24ZM3 216V215H2ZM1 216V217H2ZM119 216V215H118ZM169 216V215H168ZM167 216V217H168ZM89 217V216H88ZM5 218V217H4ZM110 218V219H109ZM149 218V217H148ZM1 219V218H0ZM120 219V218H119ZM120 219V220H121ZM112 221V220H111ZM78 222H79V220H76V221H74V223L72 224L73 226H76L77 224H78ZM146 223V222H145ZM112 224V223H111ZM113 225V224H112ZM146 225V224H145ZM190 225V224H189ZM171 226V225H170ZM93 228V229H92ZM109 228V229H108ZM173 228V227H172ZM98 231H97V230ZM144 229H145V227H144ZM213 229V228H212ZM96 231V232H94L93 233V231ZM115 230V229H114ZM113 230V231H114ZM146 230V229H145ZM217 230H218V228L216 227V228H214L213 229V231L209 234L208 233V235L204 238V240H199V244H198V246L200 245V249L197 251V255H198V252H200L199 254L200 255H202L204 252H205V250H206V248L208 247V244H209V241H210V239L212 238V236H213V233H215V232H217ZM66 232H70V230H66ZM96 233V234H95ZM204 233H206V231H203V234ZM203 234H202V236H203ZM168 235V234H167ZM201 235V234H200ZM151 236V235H150ZM159 236H160V234H159ZM110 237V236H109ZM183 236H181V245L183 244V242L185 241V239L184 238H182ZM153 238V237H152ZM186 238V237H185ZM105 239V238H104ZM60 240V238H58L57 239V241H58V243L59 242H61V241H59ZM84 240V239H83ZM89 240V241H90ZM107 240H109V241H107ZM126 240V241H125ZM145 240V239H144ZM143 240V241H144ZM155 240V239H154ZM153 240V241H154ZM244 240V239H243ZM84 241H82V242H80V243H83ZM138 242V241H137ZM84 243H86V242H84ZM83 243V244H84ZM53 244H55L54 242H53ZM83 244H81V246H80V249L82 250V247H86L85 246V244L83 245ZM97 244V243H96ZM222 244V243H221ZM52 245V244H51ZM161 245H163V244H160V246ZM145 246H146V243H143V244H140V246H139V250H143V249H145ZM149 246V245H148ZM195 246V245H194ZM104 248V249H103ZM116 248H118V250H115ZM165 248V247H164ZM49 249V248H48ZM98 249V250H99ZM163 249V248H162ZM194 249H195V247H193V251H194ZM47 250V249H46ZM45 249H44V252H47ZM93 250H95V249H93ZM97 250V251H98ZM127 249L125 248L123 251H122V253H123V255L124 254H126V253H128L127 251H126ZM132 250V249H131ZM164 250L165 249H163V252L161 251V250H158V249H154V252L153 253H148V255H146L145 257H140V256H142V253H141V255L139 256V258H141L142 259V264H161V262H163V263H165L166 261H168V264H169V262H170V259H168L167 257L165 258L164 257V255H166V252H164ZM91 251V250H90ZM96 251V250H95ZM100 251V250H99ZM143 251H148V250H143ZM162 253H161V252ZM166 251V250H165ZM176 251V250H175ZM179 251L181 252V250L179 249ZM178 251V252H179ZM196 251V250H195ZM43 252V253H44ZM88 252V251H87ZM218 252H220V249H219V251ZM79 253V252H78ZM136 253V252H135ZM134 253V254H135ZM169 253V252H168ZM176 253L177 252H174V253H171L169 256H172V259L176 256ZM196 253V252H195ZM18 254L19 253H17V256H18ZM161 254V255H160ZM54 255H56V254H54ZM92 254L91 253H87L86 254V256H88V257H90ZM181 256H183L184 255V253H182V254H180ZM180 255L178 256V257H180ZM57 256H58V254H57ZM136 256V255H135ZM203 257V256H202ZM84 258V257H83ZM103 258V255L101 254L100 255V257L98 258V260L97 261H95L94 262V264H98V262H99V260H101ZM119 258V257H118ZM122 258V257H121ZM190 259L188 260V263L187 264H192L191 263V261H192V259L191 258H193L192 257V255L190 254V257H189ZM209 258V257H208ZM74 259V258H73ZM138 259V258H137ZM78 260V259H77ZM130 260V259H129ZM128 260V262H130ZM217 260V259H216ZM210 262V261H209ZM76 263H77V261H76ZM86 263V262H85ZM123 263V262H122ZM174 263V262H173ZM207 263V262H206ZM68 264H75L74 263V261L73 260H71V262L70 263H68ZM111 264H113V262H111ZM128 264V263H127ZM204 264H205V262H204Z\"/></svg>",
    "mask_w": 264,
    "mask_h": 264
}]
</instances>
